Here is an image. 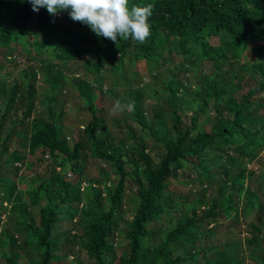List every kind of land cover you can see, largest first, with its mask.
<instances>
[{"label": "trees", "instance_id": "trees-1", "mask_svg": "<svg viewBox=\"0 0 264 264\" xmlns=\"http://www.w3.org/2000/svg\"><path fill=\"white\" fill-rule=\"evenodd\" d=\"M148 3L154 6L149 19L151 35L143 44L132 39H121L114 44L102 36L97 37L87 25L70 19L66 11L72 27L64 31V45L62 49L55 50L56 59L64 62L80 60L81 53L68 50V45L80 42L93 45L89 58L80 60L84 77L72 80L79 97L88 101L86 110L93 119V124L84 132V139L78 134V138L69 145L62 131L52 123L51 115L31 116L33 74L22 86L26 92L21 88L16 94L12 91L2 111L0 130L8 118L7 109L13 102V96L17 95L21 101H27L17 125L20 127L30 119L29 131L24 139L27 152L31 156L38 153V160L49 164L48 176L29 194L30 204L37 207V223L30 229L37 251V260L33 264L51 263L57 243L52 229L62 214L69 220L77 217L75 224L81 234H71L68 238L72 243L81 244L90 264L115 263L114 252L117 247L121 248V256L117 258L116 264H186L194 261L195 256L202 253V248L200 239L193 231L202 223L215 224L217 214L209 209L197 216L196 210L190 208L170 229L163 231L159 226L152 228V225L159 221L162 214L171 211L172 205L164 193L168 189V180L183 174L185 165L198 168L199 175L204 178L211 176L207 166L209 162L204 164L205 161H201L203 155H210L214 158L210 162L219 163L215 170V174L222 178V184L217 187L218 194H221L225 186L241 196L236 207L235 201L231 202L227 198L219 214L227 217L238 206H242V211L252 207L251 193L244 185L251 172L246 170L245 165L254 160L255 154L264 148V101L258 98L264 93V57L250 65L254 73L262 78L260 81L243 78L242 71L235 73L234 82L229 86L226 83L219 85L214 77L206 80V99L193 109L188 125L182 123L175 106L168 103L170 131L148 129L155 146L161 147L156 162H152L145 152L144 139H137L134 134L128 136L130 142L123 146L125 150L122 153L133 168L131 181L136 187L137 207L123 230L124 244L117 242L116 214L120 212L124 173L121 171L119 157L115 158L111 152L104 151V140L96 137L94 107L89 102L90 91L85 80L103 70L115 47L119 55L115 68H121V59L129 50L134 61L139 63L151 61L158 64L167 55L170 62H208L214 72H218L223 64L237 63L247 49L248 41L262 37L264 29V0H129V7ZM56 19L57 16H50L45 8H40L38 12L32 11L28 0H0V48L6 49L12 42L22 38L28 28L36 29L42 37L51 35ZM211 39H216L217 43L210 44ZM257 49L264 51L260 46ZM261 56H264V52ZM8 66L13 67L14 63L9 60ZM51 71L55 74L52 77L48 75ZM43 74L55 85L60 81L58 70L46 67ZM173 78L165 85L170 93L168 101L173 94L172 86L179 84ZM219 98L224 101L230 117L222 115L217 105ZM210 99L215 102L211 109L213 115L208 119L209 127L204 129L196 121L198 116L207 111ZM9 137L7 135V139ZM7 139L0 138V216L4 214V218L0 219V233L13 206L14 188L2 183L4 175L1 173L5 167L2 157L7 153ZM85 151L91 158L114 166L119 173L114 186L78 176L77 164L85 159ZM17 165L21 166L16 161L12 164L14 174L15 169L19 168ZM82 183L85 184L84 192V188L80 190ZM200 187L205 186L203 184ZM2 190L6 191L7 199H1ZM83 193L91 197L84 203L80 199ZM4 202L8 207L3 206ZM216 205L213 201L211 208ZM18 208L15 207V210ZM258 212L259 220L264 217L261 207ZM147 236L157 237L153 246L146 244ZM9 259L10 264H15L14 257ZM214 259L211 264H229L224 250L218 251ZM255 263L264 264V254Z\"/></svg>", "mask_w": 264, "mask_h": 264}, {"label": "rangeland", "instance_id": "rangeland-1", "mask_svg": "<svg viewBox=\"0 0 264 264\" xmlns=\"http://www.w3.org/2000/svg\"><path fill=\"white\" fill-rule=\"evenodd\" d=\"M56 16L51 35L42 37L36 29L28 28L26 35L12 42L8 48H0V116L12 91L16 94L21 88L26 92L22 86L33 74L31 116L51 115L52 123L62 131L66 142L70 145L78 138V134L84 139L85 130L93 124L92 115L86 110L88 101L79 97V92L72 82L74 78L84 77L81 61L89 58L93 52V45L88 42L68 45V50H78L81 53V61L77 59L64 62L56 59L55 50L62 49L64 45V31L72 27L66 11ZM262 35L260 38L248 41L247 49L237 63L223 64L218 72H214V68L208 62L185 63L180 60L170 62L167 55L158 64L151 61L139 63L134 61L129 50L121 59V68H115L119 56L115 47L103 70L93 78L89 76L85 80L90 91L89 102L94 107L96 137L104 140V151L111 152L115 158L119 157L121 171L124 173L125 185L120 212L116 214L117 236H115L120 245L124 244L122 236L126 222L137 207L136 187L131 181L133 168L126 162V156L122 153L125 150L123 146L130 142L128 136L134 134L137 139H144L145 152L152 162H156L161 147L155 146L148 129L159 132L164 129L170 131L168 103L175 106L182 123L188 125L193 109L206 99V80L214 77L219 85L226 83L229 86L234 82L235 73L238 71H242L243 78L262 80L250 67L252 63L264 57L261 56L264 51L257 49L259 46L264 48V29ZM216 43V39L210 40V44ZM9 60L14 63L13 67L8 66ZM46 67L59 71L60 81L56 85L44 77L43 71ZM48 75L52 77L55 74L51 71ZM172 78L179 84L172 86L173 94L171 93V100L168 101L170 93L165 85ZM258 98L264 101V93ZM116 100H120L122 105L134 102L136 107L133 110L125 107L121 114L113 115L110 110ZM208 102L207 111L204 115L198 116L196 121V124L204 129L209 127L208 119L213 115L211 109L215 103L214 99ZM217 102L222 115L230 117L224 101L219 98ZM26 103L27 101H21L17 95L13 96V102L7 109L8 118L0 130L1 139L10 136L6 140L7 153L2 157L5 162V167L1 170L4 175L2 183L6 187L14 188L13 206L0 233V264H10V257H14L15 264H33L37 260V251L34 249V240L30 232L37 223V207L30 204L29 194L42 179L48 176L49 164L39 161L38 153L31 156L27 152L24 139L29 131L30 119L20 127L17 125L26 109ZM85 155V159L77 164L78 176L114 186L119 176L114 166L91 158L87 151ZM213 159L210 155H203L201 158V161H205L204 164L209 162L207 166L211 176L208 178L200 176L198 168L185 165L183 174L177 175L176 179L168 180V189L164 194L169 199L172 209L162 214L152 228L159 226L163 231L172 228L177 219L190 208L196 210L197 216L211 209L213 214H217L215 224L202 223L193 231L200 239L202 253L195 256L194 261L186 264H211L215 260L216 253L221 250L226 252L229 264H256L258 257L264 254V217L258 220L259 207L264 213V148L255 154L254 160L245 165L246 170L251 172L244 181V185L251 193V209L242 211V206L240 208L238 206L236 211H231L227 217L219 214L225 200L229 198L231 202L235 201L236 207V202L241 196L225 186L221 194H218L217 187L222 184V178L215 174L219 163L210 162ZM15 161L21 166L15 169L14 174L12 164ZM203 184L205 187H200ZM84 190L85 188L82 192ZM1 192V199H7L6 191ZM80 199L84 203L91 197L83 193ZM213 201L217 205L211 208ZM103 206L105 208V202ZM15 207H19L18 210H15ZM76 218L75 216L69 220L62 214L53 225L52 233L57 238V243L50 264H90L81 244L72 243L68 238L71 234L75 236L81 234L75 224ZM155 240L157 237L147 236L146 244L153 246ZM114 256L113 264H116L117 258L121 256L120 247L115 249Z\"/></svg>", "mask_w": 264, "mask_h": 264}, {"label": "clouds", "instance_id": "clouds-1", "mask_svg": "<svg viewBox=\"0 0 264 264\" xmlns=\"http://www.w3.org/2000/svg\"><path fill=\"white\" fill-rule=\"evenodd\" d=\"M28 3L32 11L45 8L53 17L67 11L70 19L87 25L97 37L102 36L114 44L121 39L143 44L151 35L149 19L154 8L151 3L131 7L129 0H28ZM134 106V102L122 105L116 100L110 111L119 115L125 107L133 110Z\"/></svg>", "mask_w": 264, "mask_h": 264}, {"label": "built area", "instance_id": "built-area-1", "mask_svg": "<svg viewBox=\"0 0 264 264\" xmlns=\"http://www.w3.org/2000/svg\"><path fill=\"white\" fill-rule=\"evenodd\" d=\"M16 165V164H15ZM17 167H19V165H17ZM83 185H85L84 183H82L81 184V189L80 190H82L83 189ZM3 206L4 207H8L7 205H6V203H3ZM4 218V214H2L1 216H0V219H3Z\"/></svg>", "mask_w": 264, "mask_h": 264}]
</instances>
